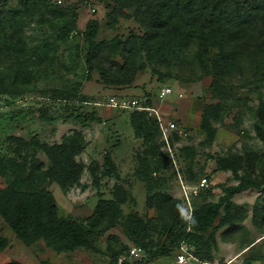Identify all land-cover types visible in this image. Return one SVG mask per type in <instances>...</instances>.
Returning <instances> with one entry per match:
<instances>
[{"label":"rangeland","instance_id":"obj_1","mask_svg":"<svg viewBox=\"0 0 264 264\" xmlns=\"http://www.w3.org/2000/svg\"><path fill=\"white\" fill-rule=\"evenodd\" d=\"M108 2L112 7L107 0H51L59 11L56 22L22 20L14 36L10 30L8 41L0 39V89L6 90L0 94V153L16 156V145L8 140L12 135L28 140L37 135L54 143L75 128L83 130L87 145L77 158L86 167L80 184L63 190L47 179L42 185L54 193L60 216L78 220L90 230L96 248L56 253L43 241L28 247L0 218V236L9 241L0 251V264H113L116 259V264H178L180 248L176 247L152 261L143 251L132 254L134 244L123 228L92 217L94 209L101 198L113 197L116 183L122 184L133 197L122 204L123 211L138 213L157 232L178 214L190 215L204 202L218 200L227 186L237 183L231 171L219 169L215 160L219 156L238 158L241 173H251L260 188L236 193L233 202L239 213L232 224L216 233L211 251L190 247L193 257L184 264H264V142L255 128L257 123L264 126L263 50L252 51L253 40L251 48L237 46L221 60L217 47L203 48L199 37H191L169 46L164 54L150 55L138 41L145 31L133 10L124 7L125 15L111 17L112 8L123 3ZM19 8V0H0L2 14ZM94 18L100 22L98 54L91 53L84 36ZM63 22L71 28L66 41L57 39ZM163 88L172 91L162 98ZM133 101L135 106H149L153 118L156 109L165 122H175L180 133L172 145L174 157L167 146L162 147L166 166L153 173L149 183L139 175V156L145 146L130 122V115L140 111ZM206 104H219L220 109L212 120L217 128L213 143L200 129ZM93 112L100 121L83 128L81 116ZM106 152L120 177L100 175L95 185L92 170L103 168ZM37 156L45 169L50 167L43 152ZM203 178L208 179V187L200 186ZM4 185L0 176V186ZM151 197L155 207L148 204ZM211 232L203 234L204 239Z\"/></svg>","mask_w":264,"mask_h":264},{"label":"trees","instance_id":"obj_2","mask_svg":"<svg viewBox=\"0 0 264 264\" xmlns=\"http://www.w3.org/2000/svg\"><path fill=\"white\" fill-rule=\"evenodd\" d=\"M122 3L116 9L112 8L109 16L125 15L122 11L124 7L133 10L135 19L145 31L138 37V41L150 55L156 52L164 54L162 51L169 46H179L191 37H199L203 48L217 47L216 56L221 60L229 56L237 46L251 48L253 40L256 43L251 48L252 51L264 52V0H122ZM107 5L112 7L108 0ZM19 7L7 14L0 13V39L8 41L10 30L11 36H14V29L22 20L34 21L41 18L54 23L59 14L53 8L51 0H19ZM75 19L76 15L73 14V20ZM62 24L57 39L66 41L71 28L65 22ZM99 28L100 22L95 18L86 25L84 36L92 54L100 51L96 42ZM152 71L156 69L153 68ZM5 92L6 90L0 89V94ZM50 97L53 100L59 99ZM219 112V104L204 106L200 129L206 134L209 143H213L217 135V128L212 120ZM94 113L81 116L83 128L93 121H100V117L95 118ZM130 122L135 137L141 139L145 146L139 156V175L149 183L152 174L158 172L161 166H166L162 158V147L166 143L161 139L158 119L149 116L147 110L133 112ZM255 128L257 136L264 142V126L257 123ZM177 133L180 134L178 130L172 133V145ZM8 140L15 143L16 156L9 158L0 153V176L6 181V185L0 186V218L4 219L17 239L28 247L43 241L47 248L56 253L73 252L78 248L96 250L90 230L78 220L60 216L54 193L42 185L47 179L56 182L63 190L80 184L86 166L77 157L87 145L84 131L75 128L64 134L60 142L54 143L41 141L37 135L29 140L12 135ZM39 152L47 156L51 163L49 168L45 169L44 161L38 158ZM215 160L219 169L232 172L237 183L227 186L218 200L206 201L197 206L190 217L182 212L172 223H166L159 231L154 232L150 223L138 213L126 214L123 211L122 204L133 197L119 183L114 186L112 198H101L98 201L92 217L119 224L134 246L141 248L149 261L168 256L171 248H179L181 242H186L189 248L195 246L200 249L204 246L211 251L217 241L216 233L231 225L239 213L234 206L233 196L242 190L260 188L258 180L251 173H241L238 158L219 156ZM100 175L120 177L109 152L104 154L103 168L92 170L95 185H99ZM160 181L164 182L165 178H160ZM261 189L264 192V185ZM148 204L152 207L157 205L152 197ZM256 210L258 211V207ZM217 220L219 222L215 225ZM210 229L212 232L204 239L203 234ZM8 246V239L0 236V251Z\"/></svg>","mask_w":264,"mask_h":264},{"label":"built area","instance_id":"obj_3","mask_svg":"<svg viewBox=\"0 0 264 264\" xmlns=\"http://www.w3.org/2000/svg\"><path fill=\"white\" fill-rule=\"evenodd\" d=\"M171 91L172 90L170 88H163L161 93H160V96L163 98L167 94L171 93ZM132 103H133L134 107H137V109L140 111L141 110H147L148 111L149 109H151L149 106H146V105L135 106L137 103L136 101H133ZM129 106H130V104H124L123 105V107H129ZM155 111H156V118L158 119L159 124H160V129H161V134H162L161 138L163 141H165L166 146L168 147V151L171 154V156L174 157V153L172 150V144H171V136H172V133L174 130H178V127L176 128V123L173 121L165 122L164 118L161 116V114L156 109H155ZM200 186L201 187H208L209 186L208 179L203 178L201 180ZM184 191L187 193V186H184ZM188 216L190 217L191 214ZM179 248H180L179 249L180 252L178 254L177 262H178V264H184L188 260L189 256L193 257V254L190 252L189 245L186 242H181ZM141 251H142L141 248H138L136 246H134L132 248V254L139 255Z\"/></svg>","mask_w":264,"mask_h":264}]
</instances>
